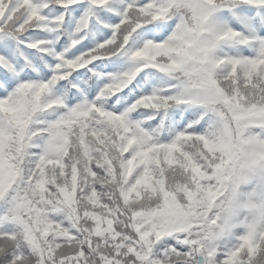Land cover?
Wrapping results in <instances>:
<instances>
[{
  "label": "snow or ice",
  "instance_id": "obj_1",
  "mask_svg": "<svg viewBox=\"0 0 264 264\" xmlns=\"http://www.w3.org/2000/svg\"><path fill=\"white\" fill-rule=\"evenodd\" d=\"M0 264H264V0H0Z\"/></svg>",
  "mask_w": 264,
  "mask_h": 264
}]
</instances>
